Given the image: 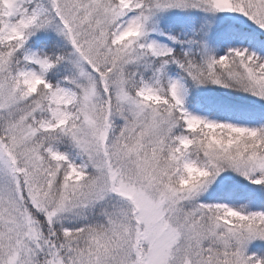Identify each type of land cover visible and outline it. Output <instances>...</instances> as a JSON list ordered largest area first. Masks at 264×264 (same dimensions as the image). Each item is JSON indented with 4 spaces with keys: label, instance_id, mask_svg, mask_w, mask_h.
Masks as SVG:
<instances>
[{
    "label": "snow or ice",
    "instance_id": "6c2138e0",
    "mask_svg": "<svg viewBox=\"0 0 264 264\" xmlns=\"http://www.w3.org/2000/svg\"><path fill=\"white\" fill-rule=\"evenodd\" d=\"M0 264H264V0H0Z\"/></svg>",
    "mask_w": 264,
    "mask_h": 264
}]
</instances>
